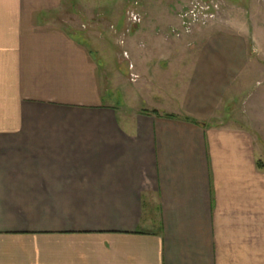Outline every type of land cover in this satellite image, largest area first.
Listing matches in <instances>:
<instances>
[{
    "label": "crops",
    "instance_id": "1",
    "mask_svg": "<svg viewBox=\"0 0 264 264\" xmlns=\"http://www.w3.org/2000/svg\"><path fill=\"white\" fill-rule=\"evenodd\" d=\"M63 1L0 0V264H264V143L219 121L264 53L248 0L173 56L165 100L127 108L41 20Z\"/></svg>",
    "mask_w": 264,
    "mask_h": 264
},
{
    "label": "rangeland",
    "instance_id": "2",
    "mask_svg": "<svg viewBox=\"0 0 264 264\" xmlns=\"http://www.w3.org/2000/svg\"><path fill=\"white\" fill-rule=\"evenodd\" d=\"M243 2L247 0H64L56 10L43 13L41 20L62 26L94 47L103 62L104 82L114 95L113 102L127 108V103L128 106L145 103L137 95L144 87L147 93L142 94L146 98L150 92L151 98L166 99L167 93L159 88L168 89L171 80L175 84L173 56L179 52L187 55L197 43L195 37L201 30L216 27L217 21L207 22V17L201 14L203 11L206 15L214 11L221 22L230 11L232 18L236 12L247 15L250 10H243ZM247 4L264 30V0H248ZM200 5L204 10H200ZM196 7L194 18L191 12ZM134 15L139 16L138 23H134ZM199 39L203 42L205 36ZM252 44L264 49V41L256 44L252 41ZM259 54L252 50V66L259 65L248 75L246 89L236 94L240 95L241 103L230 109L229 114H223L219 121L248 124L258 130L257 136L264 143V53ZM164 61L165 66L161 63ZM258 66L263 73L256 74ZM131 94L133 98L128 97Z\"/></svg>",
    "mask_w": 264,
    "mask_h": 264
},
{
    "label": "built area",
    "instance_id": "3",
    "mask_svg": "<svg viewBox=\"0 0 264 264\" xmlns=\"http://www.w3.org/2000/svg\"><path fill=\"white\" fill-rule=\"evenodd\" d=\"M197 4V3H196ZM209 9V8H208ZM196 10H197V7H196V9L194 10H192V16L194 17V18H196L197 17V13H196ZM200 10H204V6H201L200 5ZM200 12V11H199ZM204 13H201V14H203L204 15V17H207V22H210V23H212V22H214V21H219V20H217L218 19V16L217 15H215V12L214 11H212V12H209L208 13V15H206L207 13L205 12V11H203ZM207 12H208V10H207ZM135 17H134V23H138L139 21H140V18H139V16H136V15H134ZM188 17H189V14H188ZM217 17V18H216ZM188 19H191L190 17L188 18ZM215 19V20H214ZM185 20H186V18H185Z\"/></svg>",
    "mask_w": 264,
    "mask_h": 264
},
{
    "label": "trees",
    "instance_id": "4",
    "mask_svg": "<svg viewBox=\"0 0 264 264\" xmlns=\"http://www.w3.org/2000/svg\"><path fill=\"white\" fill-rule=\"evenodd\" d=\"M258 165L261 167V166H263V163H258Z\"/></svg>",
    "mask_w": 264,
    "mask_h": 264
}]
</instances>
